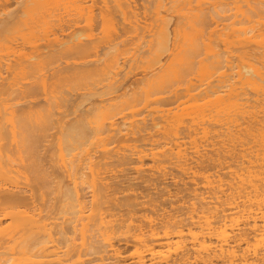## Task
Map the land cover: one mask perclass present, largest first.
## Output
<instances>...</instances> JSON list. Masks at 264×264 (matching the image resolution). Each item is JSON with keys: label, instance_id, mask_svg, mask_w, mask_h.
I'll return each mask as SVG.
<instances>
[{"label": "bare ground", "instance_id": "obj_1", "mask_svg": "<svg viewBox=\"0 0 264 264\" xmlns=\"http://www.w3.org/2000/svg\"><path fill=\"white\" fill-rule=\"evenodd\" d=\"M102 1L104 6L114 13L116 18L114 17L113 21L120 23L121 31L115 33L116 41L120 44L124 43L123 45H131L130 42L136 43L137 40L145 38L146 35L143 33L149 28L148 38L145 40L147 47L145 49L142 47V51L149 52L154 44H159L160 48L167 51V56H171V59L179 56L177 67L181 65L187 70L190 69L187 66L191 63L189 55H193L195 50V53L197 52L195 37L202 36L205 27L208 32L213 27L215 22L212 21L213 24H211L210 20L215 17L214 12L217 9H214L215 6L212 7L215 11L203 8V3L212 1L213 5V1L215 3L216 0H204L205 2L199 0L198 3L195 2L197 3L195 10L194 5H190L193 6L194 11H190V6L189 9L186 8L189 13L194 14V17L191 15L192 18L186 16L189 13L185 12L183 2L185 0H165L170 3V7L180 6L176 10L164 4V0H140L141 8L143 7L144 10L136 4V0ZM188 1L185 5L191 0ZM192 1L194 3V0ZM222 1L216 2V4L218 2L221 4V6L217 4L219 8L225 5L223 3L236 1L234 5L227 4L230 7L234 6L232 13L227 11L226 13L224 9L222 16L229 14L228 17H230L235 11L233 16L236 15L237 18L232 16L228 29L233 22L236 23L233 25L238 26L232 25L230 32L228 29L224 32L227 28H223L224 19L228 18L224 17L222 21H218L224 24H221L223 32L220 31L221 27L219 29L223 35L219 34L227 37L229 35L227 32H233V35L227 38L231 40L233 36L232 41H237L241 45L235 42L239 45L238 47H244V49L245 46H251V44H257L259 47L263 45L260 49H257V46L255 48L262 58L264 42L260 45L259 41H264V0H225L223 3ZM180 2L182 6L179 5ZM47 3L51 5L53 0H31L32 5L29 9L32 6ZM211 4L209 5L212 6ZM20 5L18 4V7ZM207 5L208 3L204 7ZM138 8L143 11L139 12ZM167 9L175 10L177 13V19L175 17L176 21L174 20L175 27L172 28L174 36L172 38H170L171 28L169 29L166 23V19L169 20V14L165 13ZM206 9L211 10L209 11L210 18ZM227 10L231 9L227 8ZM220 11L222 10L219 9L217 14L215 13L216 16ZM141 12H143L142 16H140ZM164 13L168 15L165 16ZM204 14L208 17L205 18ZM184 15L199 24L196 28V24L189 20V23L195 25L196 33H201L189 39L188 57L181 56L184 50V39L178 37L179 27L182 26L180 24L182 22L178 21H181ZM219 16L221 17V14ZM219 16L213 20L220 19ZM186 19L188 21V18ZM182 21L184 23L185 19ZM226 22L229 23L227 20ZM254 22H260V25L259 23L255 25ZM218 24L220 26V23H215V28L213 27L216 31H218ZM227 38H225L226 41ZM197 39L200 40L199 37ZM199 40L198 42L202 44ZM59 44L60 41H57L55 45ZM49 45L51 44L45 47L46 50L53 46ZM78 45L79 49L85 50L90 45L89 40H81L80 43L78 41ZM43 48L42 46L41 49ZM29 49L30 52L40 50L36 46L33 48L35 51L32 47ZM208 51L210 52L209 49L205 52L209 53ZM256 53H254L256 55L254 58L257 61L260 57ZM205 55L202 56L205 57ZM207 55L206 57H209ZM210 58H208L209 61L205 58L199 61L205 60L206 65L204 62L199 64V72L203 74L200 78L202 83L198 82L199 85L196 84L195 88L199 89L200 94L204 93L205 97L214 96L211 100L216 103V108L207 113L204 112L206 114L202 113L199 118L201 121L197 118L201 136L199 135L198 142L194 144L191 152L184 150L182 146L185 142H181L180 139L164 141L154 138V140L152 135L154 143L150 142L152 144L151 147L150 143L148 144L150 147L148 149H145L146 146H142L143 144L137 147L140 143L131 145L128 143L127 145L122 141L124 146L127 145L128 151L124 146H122L123 149L117 150L114 141L119 132H117V120L114 115L100 117L92 123L88 122L86 125L90 124L85 129V124V127L81 126L84 113H77L74 116L76 122L73 123L80 126V143H86L84 145L88 146L85 152V148L82 153L81 151L75 152L76 148L68 150L69 153L73 151V154L66 155L68 153L66 152L67 158L61 155L59 158L61 162L58 160L60 164L55 161L56 164L50 163L48 166L52 169L47 167L45 169L48 171L43 170L44 172H38V175L35 173V181L25 190L17 186L0 187V206L5 205L0 207V229L5 218H9V224L18 229L13 237L10 236L7 241L2 242L12 244L7 256L1 257L0 264H264V134H261L260 138L257 137L259 140L255 139L253 144L247 141L245 136L249 131L248 128L258 118L261 122L256 123H262L264 117L261 118V116L264 115V106L260 105L262 111L259 113L260 106H256L257 114L254 110L247 109V102L244 104L242 101L229 102L231 97L228 99L230 105L225 101L226 107L221 106L220 103L225 98H222L223 94L221 95V92L213 86L217 83L212 85L213 88L211 87L214 82L212 77L216 74L214 78L217 77L219 81L220 77L223 79L227 73H224L225 68L218 72L224 66L216 68L218 70L215 69L216 65L221 66L220 58H216L220 63H216L215 66L212 64L215 58L213 57L214 61ZM210 60L213 61L211 65L214 68H211L212 70L209 71L211 74L207 75ZM251 60L249 61L256 62ZM246 62L248 59L244 61V71L237 68L238 73H244L245 75L242 74V76H247L246 80L253 84L255 94L262 92L260 96L264 98V70H258L259 68L257 69L253 62L252 65ZM98 63V59L94 58H86L84 62V64L93 66ZM105 63L108 71H114V73L105 79L106 83L103 86L117 92L121 80L116 75L121 64L114 56L107 58ZM243 65L240 66L243 67ZM150 67L153 73L158 70L161 73L166 70L167 66L162 58L156 55ZM59 69L61 70V67ZM203 84L205 86H202ZM228 91L230 90H227V93L225 91L224 95L231 93ZM76 94L80 95L81 92L78 91ZM236 94L238 93L233 95L231 93L229 96L232 95L239 100L240 94ZM171 95L167 92H160L154 98V102L158 101L162 105ZM155 108L154 111H161L162 106ZM248 112L253 113L248 116ZM255 119L257 120L254 121ZM137 120L139 119L134 120L138 122L136 126L132 119L134 127L143 126ZM195 120L192 118V123L189 122L190 124L194 122L193 126L197 127ZM199 121L201 123H198ZM133 124H131L132 128H134ZM188 125L183 123L184 128L189 130L193 128L192 130L195 131L194 127L190 128ZM261 125L256 124L259 128ZM198 130L195 133H199L200 130ZM141 131L142 133H139ZM144 131H133L136 133L134 135L132 132L133 137H141L140 134L145 138L148 135L150 137V130L145 132L146 134H143ZM122 142L118 144L121 145ZM133 144L143 149L133 150L131 147ZM90 145H93L94 150ZM128 146L132 150L129 151ZM20 203L26 204L29 210L18 215L11 210L14 205ZM2 243L0 242L1 246ZM4 258L6 261H3Z\"/></svg>", "mask_w": 264, "mask_h": 264}, {"label": "rangeland", "instance_id": "obj_2", "mask_svg": "<svg viewBox=\"0 0 264 264\" xmlns=\"http://www.w3.org/2000/svg\"><path fill=\"white\" fill-rule=\"evenodd\" d=\"M187 1L188 0L183 1L185 9H189L190 5H194V10L195 6L197 8L195 4H197L199 0H194V3L192 0H189L191 3L188 1L189 4L185 5ZM200 1L205 2L204 0ZM217 1L218 0H216L215 3L213 1V5L211 4L212 1L210 3L206 2L205 4L202 2L203 8L212 9V7L215 6V8H213L218 9L221 4L218 2V6L216 4ZM20 2L21 0H0V187L17 186L19 189L25 190L31 183L33 184L35 181L34 178L38 175V172L42 173L43 170L48 171V169L51 168L48 167L49 164H56L58 160H61L59 159L60 156L65 155L66 152H68L66 155H70V153L71 155L73 154V151L69 153L68 150L76 148L75 152L81 151L82 153L84 150L83 148H85V152L88 146L84 145L86 143H80V126L78 127V124L76 125L73 123L76 122L74 116L77 113H84V119L81 117L83 122L80 124L81 126L85 124V129L90 124L86 125L88 122L92 123L100 117L114 115L118 122H116L118 127L117 132H119L114 141V143H116L115 147L118 148H115L117 150L123 149V142L127 143V145L128 143L130 145L132 143H140L139 145L137 144V147L143 144L142 146H146L147 148L145 147V149H148L152 144L150 142H153L155 138L164 141L180 139L181 142H185L182 146L184 150L186 152H191L194 148V144L198 142L201 132L200 125L197 124L198 119L201 118L200 116H202V113L206 114L209 110L216 108V103L211 100L214 96L205 97L204 93L200 94L199 89L195 88L199 85L197 84L198 82L202 83V80L200 82V78H202L203 74L199 72V64H202L205 60L199 61L204 58L209 61L208 58L211 57L210 59L214 61L216 55V58L221 59H219L221 63L216 58L214 61L215 63L210 60V67L207 72L209 74L206 73L207 75H210L211 73L209 71L212 70L211 68H214L213 65H211L212 62L214 66L216 63L221 64V66L218 67L216 65L215 69L224 66L221 70L216 69L218 72L225 68L224 71L226 72L224 73H227L223 76L224 80L220 77L218 81L217 77L214 78L216 74L212 77L214 82L211 84V87H216V90H219L221 95L223 94L222 98H225L221 101V106L226 107L229 97H231L229 101L231 103H239V101H242L244 104L247 102L253 109L249 107L250 105L247 103L249 108L246 105L245 108L247 107L248 110H254V112H256V109L258 110L256 106L259 107L261 104L264 106V98H261L262 92H259V95L255 94L256 92H254L253 84L246 80L247 76L243 77L242 74L244 73H238V70L244 71V61L248 59L246 64H251L253 62L252 60L256 61L254 58L256 55L254 53L263 46L260 43L264 41H259V44L262 45L261 47L257 44H251V46H245L244 49V47H238L240 44L237 41L235 42L239 45L232 41L234 40L233 36H231V40L227 38L233 32H227V34H229L227 37L224 35L227 41L221 33L225 27H227L224 31L226 32L230 22H232V16L235 14L234 11L233 15H230V17H228L229 14H226L227 16L223 14L222 16L224 9L225 12L232 13V7L234 8V6H228L229 4L231 5L232 2H228V4L227 2L223 3L225 0L222 1L223 4L228 5H222L223 8H219L222 10L218 13L219 15L221 14L222 18L218 15L220 19L213 20V18L218 17L216 14L219 9H216V11L212 9L215 11V17H213L210 22L214 21L216 24L220 23V26L219 24L217 25L218 27L216 26L218 31L220 27L221 29L223 27L221 26L223 23L218 21H222L221 19L228 17L224 19L225 21L223 20L225 24H223L224 29L220 30L221 32L216 31L214 29L215 23L213 24L212 22L211 24H213L214 28L211 27V29H214H212L213 32L211 29L208 32V30H206L207 27H205L206 29L203 28L205 29L202 34L203 37L198 35H201V33H196L197 31L194 30L199 24L195 22V20L192 21L189 18L194 14H192V12L189 13L188 9L185 10L187 14L189 13V15L186 16L189 17L184 15V18H182L185 19V21H187L186 18H188V21H184V23L182 21L183 19L178 21L179 23L182 22L180 23L182 26L179 27L180 35L178 37L184 39V50L181 56L185 55L188 57L190 38L195 37V35H198L197 37L200 38L199 40L195 37V40H197V42L195 41V43H197L195 44L197 52L195 53V50L193 55H189L191 63L187 66L190 67L188 70L184 69L181 65L177 67L179 56L171 59V56L168 57L167 51L160 48L159 44H154L149 52L145 53L142 51V47H144V49L147 47L145 40L148 38L147 34L149 33V28L143 33L146 35L145 38L137 40L136 43L132 40L133 43L130 42L131 45H123L124 43H121V45L120 42L116 41L115 33L121 31L120 23L119 21L116 23L113 21V19L115 20L116 18L114 13L104 6L102 0H53L51 5H48V2L47 4L32 6L30 9L29 7L32 5L31 0H22V3ZM234 2L236 3V1H233V3ZM207 3L208 5L204 7ZM233 3L232 5H234ZM18 4L21 5L18 7ZM136 4L141 8L142 5L140 4V0H136ZM164 4L170 9L172 8L175 10L180 7H170V3L166 1ZM180 4L181 2L179 5ZM140 8H138L139 12L144 10L143 7L141 8L143 10ZM192 8L193 6L190 11L193 10ZM227 8L231 9V12L228 11ZM170 9L165 11V13L167 12L169 15H165V13L164 15H168L169 20L171 19L170 22H168L169 20L167 18L166 23L169 25L168 28H171L170 38H172V28L175 27L174 20L176 21L177 19V13L175 10L174 12ZM209 11L206 13L210 18ZM172 12L174 15L170 14ZM142 14L143 12L140 13V16H142ZM211 16H213V14H211ZM206 17L208 16L205 15V18ZM233 17L237 18L236 15ZM238 17L240 16L238 15ZM178 20H180V18ZM189 20L196 24V28H194L195 25L191 22L189 23ZM226 20L229 21V23L226 22ZM207 23H205V25ZM255 23H259L260 25V22H254V24ZM231 24L233 25L236 23L233 22ZM261 25L263 24L261 23ZM233 26L235 27L238 25ZM230 27L228 29L229 32L231 30ZM204 32L208 35L205 36L206 34ZM216 36L219 37V39ZM54 38H56V40H54ZM81 40H89L90 45L85 50H81L78 48L79 45L77 46L78 41L80 43ZM198 40L201 41L202 44H200ZM57 41H60L59 45H55ZM230 41L232 43H230ZM127 42L125 44H127ZM205 43L210 47L205 45ZM48 44L53 46L46 50L45 47H47ZM32 45L36 46V48L39 47L40 50H38L40 52L35 51ZM203 45H205V47H203ZM42 46L44 47L43 50L41 49ZM125 46L127 48H125ZM31 47L35 52L29 51ZM208 49L210 52H205ZM240 49L242 50L240 51ZM205 53L206 55L208 54L207 56L209 57H206ZM256 54H258V51ZM156 55L160 56L165 66H167L166 70L161 73L159 70L156 73L150 71L151 61ZM202 55H205V57ZM110 56L118 58L121 64V68L116 75V77L121 80V85L117 92L103 86L106 83L105 79H108L109 76L114 73V71H108L107 64L105 63ZM259 57V60L253 62V65H256V68H259L258 70L263 71L264 60L262 59L264 56L261 58L259 55ZM86 58L98 59L99 63L96 66L84 64ZM242 60H244L243 64ZM240 65H243V67ZM60 67L61 70L59 69ZM174 68L176 69L175 71ZM240 76L243 78H240ZM218 83L220 85H218ZM260 83L262 84L261 81ZM202 86L205 85L203 84ZM217 87H219V89H217ZM227 90H230L228 92H231L232 95L234 93H238L236 95L240 94L238 96L239 100L238 98L235 99L232 95L229 96L231 93L226 95ZM78 91L79 93L81 92L80 95L76 94ZM225 91L226 93L224 95ZM160 92L172 94L162 105L159 104L158 101L154 102V98L158 96ZM251 95L255 98L253 99ZM232 99L233 101H231ZM225 101H227V103ZM255 101L257 104H255ZM159 106H162L161 111L158 109ZM155 107H158L157 109L159 111H154V109H156ZM261 108L262 106H260V109ZM260 109L258 113L262 111V109ZM252 113L253 112H248V116H251ZM245 115L247 114L245 113ZM259 115L261 116L262 114L260 113ZM259 115L257 116L260 117ZM133 117H136V119L138 118L139 120L137 121H139L140 125L143 124L144 127L138 126L137 128L139 130H136L137 128L135 127L138 122H134L136 119ZM263 117L264 115L261 116V118ZM192 118L193 120L198 118L195 120V123L199 128L193 126L194 122L190 124L189 121H191ZM73 119L75 121H73ZM132 119L133 123H136L135 127L132 123ZM256 120L257 119L254 121ZM200 121L198 123H201ZM256 122H261V119L258 118ZM256 122L251 124V127L248 128L249 131L246 132L245 135L247 141H250L251 144H253V141L257 139V137L260 138L259 136L264 134V118L262 121L263 125H261L262 123L258 124ZM183 123L189 124L188 126H190V128L194 127L195 131L199 129V133H195V131L192 130L193 128L190 130L184 128ZM131 124H133L134 128H132ZM256 124L259 126L261 125V128H259V126L257 127ZM131 128L134 132L145 130L143 134H146L145 132L150 130L149 132L151 134L148 132L150 137L148 134V136L144 135L149 139L147 138V140L142 134L140 135L143 138L140 136L133 137ZM255 132L258 133L256 134ZM139 133H142V131ZM139 133L137 135H139ZM135 134L136 133H134V135ZM137 138L141 139L139 140ZM83 140L86 142L85 139ZM119 142H122L121 145L118 144ZM149 143L150 147L148 146ZM135 144L131 146L133 150L137 148L134 146ZM117 145L120 146L118 147ZM126 146L124 147L128 151ZM90 147L93 149V145H90ZM131 147L129 151L132 150ZM175 150L174 148V151ZM66 155L64 158H67ZM60 162L58 163L60 164ZM47 167L48 169H45ZM4 206L3 204L0 207ZM28 210L29 208L26 204L20 203L14 205L11 211L21 215ZM5 219L0 229L1 243L7 241L10 236L13 237L18 232L15 226L9 224L10 219ZM11 244L12 243H2V246L0 244V259L2 256H7ZM5 259L6 258H4L3 261Z\"/></svg>", "mask_w": 264, "mask_h": 264}]
</instances>
